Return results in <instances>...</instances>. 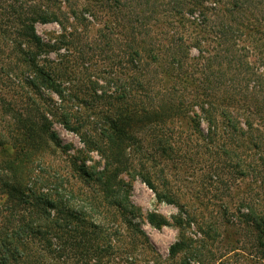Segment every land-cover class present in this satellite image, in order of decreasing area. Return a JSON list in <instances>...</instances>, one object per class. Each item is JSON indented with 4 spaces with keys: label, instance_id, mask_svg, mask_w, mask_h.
Here are the masks:
<instances>
[{
    "label": "trees",
    "instance_id": "trees-1",
    "mask_svg": "<svg viewBox=\"0 0 264 264\" xmlns=\"http://www.w3.org/2000/svg\"><path fill=\"white\" fill-rule=\"evenodd\" d=\"M206 1L10 0L19 59L32 70L25 82L57 93L51 114L79 136L83 148L69 153L72 168L37 171L29 164L37 149L32 144L42 134L65 152L70 145L48 123L38 127L21 119L26 142L0 170L7 202L0 208V264H170L179 254L177 264H213L206 232L196 239L186 232L197 213L176 221L179 238L163 257L135 220L140 216L127 200L129 186L118 177L129 169L132 155L144 149L141 130L155 136L143 156L148 160L155 151L173 148L172 130L189 121L183 129H195L238 175L264 181V0ZM97 10L111 16L93 38L103 43L100 49L124 47L113 51V65L115 71L124 65L126 78L109 80L118 92L107 96L124 102L116 116L96 117L94 104L68 91L57 69L77 55L73 50L86 58L78 43L87 14L99 18ZM37 22L59 24L54 42L37 34ZM209 41L212 45H206ZM57 49L55 59L41 56ZM85 150L101 155L103 166L91 158L78 162ZM142 167L139 175L156 191L153 176ZM156 193L169 203L180 201L174 194ZM245 205L249 213L242 216L255 226L256 247L264 258V203ZM147 219L156 227L166 223L155 212Z\"/></svg>",
    "mask_w": 264,
    "mask_h": 264
},
{
    "label": "rangeland",
    "instance_id": "rangeland-1",
    "mask_svg": "<svg viewBox=\"0 0 264 264\" xmlns=\"http://www.w3.org/2000/svg\"><path fill=\"white\" fill-rule=\"evenodd\" d=\"M209 1L205 4H210ZM9 2L10 0H0V170L3 172V169H6L3 166L4 161L13 155L15 148L25 144L26 136L23 134L21 119L28 118L38 127L48 123L61 142L70 145L65 152L54 146L46 134H42V138L36 139L32 144L37 149L32 150L33 155L29 165L37 171L44 168L45 171L54 169L64 172V168L70 166L69 153L72 154L76 148H83V143L77 134L66 129L57 117L51 114L49 106L59 100L57 93L42 86L35 89L25 82L26 78L32 77L30 74L32 70L27 62L19 59L21 55L16 46L19 40L16 36L17 19L8 7ZM84 2L85 0H81L82 4ZM96 12L99 18H92L87 14L88 19L85 24L88 25L82 26L81 39L78 43L79 48L84 49L86 58L73 50L72 54L77 55L73 56L70 63L67 65L63 63L57 69L61 70L62 76L59 78L68 91L84 98L89 104H94L95 108L91 112L97 115L96 117H102L107 113L116 116L120 105L124 102H116L113 97L107 96L118 92L115 91L116 85L109 80L114 76L126 78L124 65L117 71H115L116 66L113 65L115 58L113 51L124 52V47L122 43L121 50L100 49V44L103 43L93 38L97 36L98 29L108 26L107 21L111 16L107 11ZM35 29L43 40H51V42L55 41L61 30L56 22H37ZM90 40H95L92 44L93 49L89 48L92 47ZM206 45L212 43L209 41ZM59 52L57 49L40 54L55 59ZM191 55L197 56V51L192 49ZM71 65H74L72 71ZM70 71L72 79L67 81ZM98 95L104 97L99 98ZM177 124L179 127L172 130L175 133L172 136L173 148L165 152L155 151L148 160L143 156L145 152H149L147 146L155 143V136L151 137L141 130L139 134L142 136L144 149L132 155L128 163L129 174H127L128 170H124L118 175L129 186V195L126 197L137 209L136 214L140 218L136 217L135 220L138 225L155 249L166 257L170 246L179 238L180 226L176 221L179 218H187L188 212L197 213V220L189 226L186 225V232L194 239L203 238L206 232L205 240L209 242L207 248L211 250H208L210 262L264 264L263 255L256 247L258 232L255 226L251 222L244 221L242 216L249 213L245 205L247 202L264 203V181L261 183L260 179L251 174L245 177L238 175L236 169L232 167L233 163H228L226 156L218 154L213 148L210 149L211 145L206 146L207 141H204L195 129H183L190 126L191 122ZM202 126L206 128L205 123ZM180 139L182 142L178 141ZM88 158L96 160L100 168L104 164L103 158L96 151L86 150L79 155L78 162L86 161ZM140 163H143L142 168L147 169L153 176L156 191L139 175ZM214 164L219 165V171L214 170ZM2 184L0 180V208L7 203ZM159 191L174 194L180 201L169 203L160 199L156 193ZM152 212L165 218L166 223L160 227L152 225L147 219L148 214ZM182 256L183 254H179L175 259L170 260V264H177Z\"/></svg>",
    "mask_w": 264,
    "mask_h": 264
}]
</instances>
